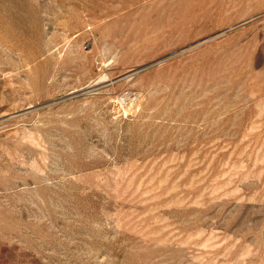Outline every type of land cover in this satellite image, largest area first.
<instances>
[{"label": "rangeland", "instance_id": "374dc122", "mask_svg": "<svg viewBox=\"0 0 264 264\" xmlns=\"http://www.w3.org/2000/svg\"><path fill=\"white\" fill-rule=\"evenodd\" d=\"M0 264H264V0H0Z\"/></svg>", "mask_w": 264, "mask_h": 264}]
</instances>
